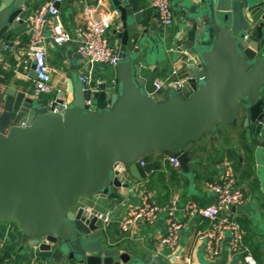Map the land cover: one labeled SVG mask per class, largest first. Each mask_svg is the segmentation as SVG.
Wrapping results in <instances>:
<instances>
[{"label": "water", "instance_id": "95a60500", "mask_svg": "<svg viewBox=\"0 0 264 264\" xmlns=\"http://www.w3.org/2000/svg\"><path fill=\"white\" fill-rule=\"evenodd\" d=\"M31 1L1 0L0 39ZM189 1L184 17L191 26L174 39L185 48L190 92L155 98L159 71L152 66L145 74L139 56L149 28H139L138 0L119 6V62L108 79L78 77L67 103L63 92L54 99L35 94L33 63L20 90H0V222L16 224L29 245L56 247L72 264L129 263L126 247L102 244L101 219L79 205L83 197L121 199L120 188L130 187L122 171L142 180L138 160L156 151L177 157L188 172L194 143L242 112L246 127L264 131V15L257 16L264 0ZM148 260L162 264L152 254Z\"/></svg>", "mask_w": 264, "mask_h": 264}, {"label": "crops", "instance_id": "0c3cea01", "mask_svg": "<svg viewBox=\"0 0 264 264\" xmlns=\"http://www.w3.org/2000/svg\"><path fill=\"white\" fill-rule=\"evenodd\" d=\"M43 1L25 2L18 25H11L0 39L12 45L10 49L1 51L0 63L6 70H13L15 73L12 80L0 82V90L6 85L20 90L21 82L29 78L33 61L28 55L29 34L24 20ZM138 1L141 3L145 21L139 28L141 30L149 28L142 44V48L146 47L147 51H142L139 55L145 74L152 73L151 68L155 66L159 71L160 80H166L174 67L179 69L181 75L185 48L176 46L174 36L178 31L185 35L191 26L190 21L184 17V11L188 9L191 1L172 0L175 22L168 27L162 26L150 0ZM104 2L112 9H119L120 5L131 7L130 0ZM262 15L264 8L257 11V16ZM61 16L65 28L71 33V40L65 46H55L48 40L47 61L51 67L52 91L44 94L54 99L63 92L62 98L69 103L73 99L72 93L68 92L71 83L88 71L85 60L76 52L78 28L83 24L82 8L78 0H74L73 5L64 0ZM114 22L108 39L117 49L115 31L122 28L120 15ZM112 70V67L95 64L92 78L106 80ZM170 91L171 89L165 86L154 96L156 99H164ZM190 91L191 86L188 84L186 92ZM245 117L246 113L242 112L236 122L221 125L214 132L195 142L188 154L191 165L188 172L181 167H175L166 153L156 151L150 157L153 166L149 176L145 170V177L138 180L127 170L122 171L121 177L130 183V187L120 188L121 199L110 202L107 198H97L95 195L83 197L79 205L90 208L95 215L100 213V216L110 217L109 223L105 226L100 217L102 244L105 247H126L131 254L130 262L126 264H154L148 260L151 254L159 258L162 264H245L242 256L230 252L229 236L220 255L214 257L208 255L198 234L207 229L210 223L198 216L182 219L184 225L180 231L179 248L174 252L159 251L160 239L167 231V214H162L154 224L138 222L127 229L122 227L128 209L141 202L143 193L149 195L151 202L162 205L170 204L175 194L180 195L179 205L189 200L201 205L212 204L217 196L206 189V184L219 181L222 172L228 167L233 169L245 194L243 204L231 208L232 216L243 226L244 242L250 252L258 264H264V131L260 134L251 131L249 126L244 125ZM262 121L264 123V117ZM0 251L3 256L2 264H72L64 256H57L56 247L43 251L38 246L29 245L28 238L10 221L0 222Z\"/></svg>", "mask_w": 264, "mask_h": 264}, {"label": "built area", "instance_id": "2783aa9c", "mask_svg": "<svg viewBox=\"0 0 264 264\" xmlns=\"http://www.w3.org/2000/svg\"><path fill=\"white\" fill-rule=\"evenodd\" d=\"M63 2L64 0H44L24 20L28 26L29 34L28 55L36 65V78L34 79L36 95L52 91L50 84L51 67L47 61L48 40L55 46H65L71 40V33L65 28L61 16ZM78 2L82 8L83 24L78 28L76 52L82 60H85L88 69L80 78L84 81H90L95 64L114 68L119 62L117 49L108 39V33L120 15V10L118 8L112 9L104 0H78ZM150 2L162 26L168 27L175 22L172 0H150ZM18 20H20V16ZM11 47V43L0 41V53ZM155 83L156 92L165 86L171 90L181 88L186 91L188 78L181 76L179 69L174 67L166 80L158 78ZM18 124L26 125V120L23 119ZM171 162L175 167H180L177 157L171 158ZM138 164L140 167H144L146 165L145 159L140 158ZM150 174V171H146L147 176ZM206 189L217 196L216 201L210 205H201L194 200L179 205V194L174 195L170 204L162 205L151 202L149 195L143 193L141 202L128 209L122 227L127 229L130 225L138 222L154 224L162 214H167V231L160 239L159 251L161 253L167 250L174 252L179 248L180 231L184 225L182 219L198 216L210 223L207 229L198 234V238L203 241L210 257L220 255L223 244L229 236V249L232 254L242 256L245 264H258L257 259L244 242L245 231L243 226L231 213L232 207L240 206L245 200L243 188L238 183L233 169L225 168L220 180L208 182ZM96 215L101 217L104 226L109 223L110 217L108 215L100 216V213ZM2 262L3 256L0 251V264Z\"/></svg>", "mask_w": 264, "mask_h": 264}, {"label": "trees", "instance_id": "16d2710c", "mask_svg": "<svg viewBox=\"0 0 264 264\" xmlns=\"http://www.w3.org/2000/svg\"><path fill=\"white\" fill-rule=\"evenodd\" d=\"M2 75L4 77H2ZM14 75H15V73H14L13 70H6L4 68V66H3V64L0 63V82L5 81V80L10 81V80H12L14 78ZM181 76L186 77L185 69H183L181 71ZM30 84L32 85V89L35 90V82L31 81ZM150 157H151V154L150 155H146V156L143 157L145 159V161H146L145 167H141V172H142L143 178L145 177V172L144 171L145 170L146 171H151V169H152L153 165L150 163Z\"/></svg>", "mask_w": 264, "mask_h": 264}]
</instances>
